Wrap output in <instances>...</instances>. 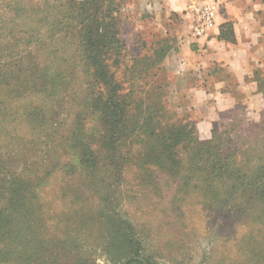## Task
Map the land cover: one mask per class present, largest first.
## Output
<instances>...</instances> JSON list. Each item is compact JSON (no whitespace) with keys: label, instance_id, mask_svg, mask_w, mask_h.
<instances>
[{"label":"trees","instance_id":"1","mask_svg":"<svg viewBox=\"0 0 264 264\" xmlns=\"http://www.w3.org/2000/svg\"><path fill=\"white\" fill-rule=\"evenodd\" d=\"M119 5V0H0V263L11 258L14 264H94L78 238L84 235L86 244H98L116 264H160L154 253L146 254L144 230L116 211L112 184L128 147L147 171L160 167L186 172L187 178L200 172L204 176L196 184H204L213 199L232 197V189L241 188L242 204H264V159L257 158V130L264 121L241 119L240 126L201 141L194 126L181 124L164 108L161 91L152 98L145 94L146 82L123 84L115 69L125 49L117 28ZM231 28L224 24L219 36L232 40ZM135 66L124 70L141 74L154 63ZM69 90L78 100L67 107L76 111L75 129L60 135L58 149L56 126ZM86 114L98 132L90 141L79 130ZM37 141L47 147L39 152L42 158ZM75 165L78 172L115 173L112 180L99 179L93 212L82 216L76 209L63 218L58 234H49L38 191L52 172ZM78 199L67 200L61 189L62 204Z\"/></svg>","mask_w":264,"mask_h":264},{"label":"rangeland","instance_id":"2","mask_svg":"<svg viewBox=\"0 0 264 264\" xmlns=\"http://www.w3.org/2000/svg\"><path fill=\"white\" fill-rule=\"evenodd\" d=\"M119 1L117 28L125 49L120 51V64L115 69L117 78L125 81L123 84L128 79L146 82L144 89L148 92L145 94L152 98L161 91L166 99L164 108L175 114L181 124L194 126L195 135L201 141L211 139L214 131H230L240 126L241 119L252 124L264 121V58L261 61L263 64L256 65L251 74L254 93L248 95L241 89H235L237 84L232 79L228 80L236 90V103L215 115L212 127L206 132L199 131L197 127L204 119L203 114L191 105L185 95L176 94L175 87L184 83L180 79L182 74L176 72L171 57L170 62L166 61V57L176 46L179 33L194 37L190 8L201 0H189L182 11L170 10L165 6V0ZM215 1L218 10L220 3L219 0ZM152 62L154 66H149L141 74L136 70L132 74L124 70L128 65L135 64L137 68ZM220 76L225 77L224 73H220ZM71 92L69 90L64 95L67 104L59 120L62 123L56 126L57 144L61 134H68L75 129L73 118L76 111L74 107H67L73 103L77 105L78 100ZM91 122V117L86 114L79 126L88 141L98 134ZM52 128L49 127L50 130ZM22 132L26 133V130ZM257 133H261L257 138V158L264 159V126ZM38 144L36 152L42 158L43 154L39 152L45 151L47 147ZM97 153L102 156L103 150ZM123 156L124 159L119 161L122 166L119 179L112 184L119 202L116 211L132 226L144 230L146 254L154 253V259L160 264H264V204L257 200L242 204L241 188H233L232 197L213 199L206 193L204 184H196L200 178L203 179L204 175L200 172L187 178L184 176L186 172L175 174L160 167L147 171L136 164L139 156L134 147L124 150ZM62 158L68 160L70 157L63 155ZM65 168L67 171L52 172L38 191L49 234H58L63 218L73 216L76 209L81 208L79 212H83L82 216L90 210L93 212L99 204V179L104 176L107 181L112 180L115 173L107 172L104 175L102 169L78 172L77 165ZM65 185L70 186L65 189ZM61 189L67 200L71 201L75 196L80 199L71 206L66 200L62 204ZM67 237L73 241L72 235ZM78 238L94 264H116L110 261L98 244H86L88 240L84 235ZM125 263V260L121 262ZM0 264L14 262L9 258Z\"/></svg>","mask_w":264,"mask_h":264},{"label":"crops","instance_id":"3","mask_svg":"<svg viewBox=\"0 0 264 264\" xmlns=\"http://www.w3.org/2000/svg\"><path fill=\"white\" fill-rule=\"evenodd\" d=\"M189 0H165L170 10L184 9ZM220 6L210 36L206 39L178 34V42L166 61L174 63L184 82L175 87L191 105L203 114L199 131H208L218 113L226 111L237 100L236 90L252 94L251 74L264 58V0H219ZM231 24L233 39L219 36L221 26ZM224 73V76H220ZM232 79L236 88L228 83ZM206 113V115L204 114Z\"/></svg>","mask_w":264,"mask_h":264},{"label":"built area","instance_id":"4","mask_svg":"<svg viewBox=\"0 0 264 264\" xmlns=\"http://www.w3.org/2000/svg\"><path fill=\"white\" fill-rule=\"evenodd\" d=\"M190 9L193 17L192 35L196 38H208L215 23L216 1L201 0Z\"/></svg>","mask_w":264,"mask_h":264}]
</instances>
